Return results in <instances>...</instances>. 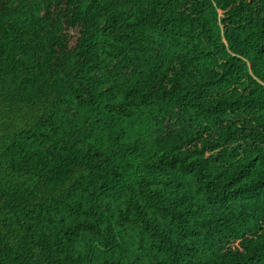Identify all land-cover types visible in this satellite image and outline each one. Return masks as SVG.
<instances>
[{
	"label": "trees",
	"instance_id": "16d2710c",
	"mask_svg": "<svg viewBox=\"0 0 264 264\" xmlns=\"http://www.w3.org/2000/svg\"><path fill=\"white\" fill-rule=\"evenodd\" d=\"M0 264H264V0H0Z\"/></svg>",
	"mask_w": 264,
	"mask_h": 264
}]
</instances>
